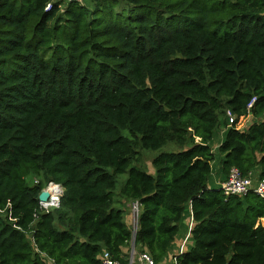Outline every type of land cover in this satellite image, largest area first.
Here are the masks:
<instances>
[{"label":"trees","instance_id":"1","mask_svg":"<svg viewBox=\"0 0 264 264\" xmlns=\"http://www.w3.org/2000/svg\"><path fill=\"white\" fill-rule=\"evenodd\" d=\"M216 160L264 177V0H0V264L126 262L132 240L158 264L186 210L177 264H264V198L225 196Z\"/></svg>","mask_w":264,"mask_h":264},{"label":"built area","instance_id":"2","mask_svg":"<svg viewBox=\"0 0 264 264\" xmlns=\"http://www.w3.org/2000/svg\"><path fill=\"white\" fill-rule=\"evenodd\" d=\"M254 97L248 103V107L254 101ZM226 116L228 119V125L234 126L236 129L242 128L245 125V121L248 119L249 115H240L237 117L230 110H226ZM244 120V121H243ZM36 181V180H35ZM217 186L222 190L225 196L230 195H244L248 191L252 190L260 197L264 198V177L255 176L252 171H249L246 175L242 174L236 167H231L225 179L219 180ZM53 187L54 190L50 188ZM47 189L49 191V196L46 200H38L39 210L48 212L52 208H56L60 204V196L63 192V187L60 183H55L50 181L41 190ZM9 206V203H7ZM130 207V222L132 233L134 234L138 223V213H139V203L137 200H131L129 202ZM192 216L190 215L189 228L191 226ZM134 237V235H133ZM132 237V239H133ZM183 244V243H182ZM180 245V252L183 250V245ZM102 264H155L152 256L146 251H137L133 246V240L131 241L126 262H121L113 259L109 256L108 252L103 251L101 254ZM176 257H172L171 262L177 264L175 261Z\"/></svg>","mask_w":264,"mask_h":264},{"label":"rangeland","instance_id":"3","mask_svg":"<svg viewBox=\"0 0 264 264\" xmlns=\"http://www.w3.org/2000/svg\"><path fill=\"white\" fill-rule=\"evenodd\" d=\"M244 121V120H243ZM245 124L248 123V119L244 122ZM173 146L170 145V144H167V145H164L163 147L157 149V150H151V149H144L142 150V160H141V164L144 165L145 167V170H154L153 169V166L151 164V159L154 155L158 154L159 152L161 151H166V150H169V148L171 149ZM217 166V160L215 163H213V167L216 168ZM126 177V174H120L118 175L117 177V186H116V192H115V199H117L118 201L114 203V206L115 207H119V208H122L123 211H124V219H125V222L126 224L128 223V220H129V214H130V208L128 206V203L129 201H125L124 199L120 198L119 195H118V189L120 187V185L122 184V182L124 181ZM38 178L37 177H34V182H38L37 180ZM36 180V181H35ZM47 185V184H46ZM186 216L183 220V223L181 224L180 228H179V232H178V235L176 236V238L179 236L181 237L182 236V239L183 240H186L187 236H186V229L189 228V223H190V219H189V222H188V217L190 216V212L188 210H186ZM186 245V244H185ZM129 249V246L126 247V251ZM163 263V262H162ZM161 263V264H162Z\"/></svg>","mask_w":264,"mask_h":264},{"label":"crops","instance_id":"4","mask_svg":"<svg viewBox=\"0 0 264 264\" xmlns=\"http://www.w3.org/2000/svg\"><path fill=\"white\" fill-rule=\"evenodd\" d=\"M219 130L216 132V135L215 137L213 138V141H212V148L213 150L216 148V146L218 145V143L223 139V136H224V127L220 126L218 128ZM215 163V162H214ZM213 167V165H212ZM256 170V168H255ZM255 170L252 171V173L255 175ZM149 172H153V170H148ZM220 173H219V170H218V167L216 166V168L213 167V175H212V179L210 180V182L212 184H215L217 185L218 181L220 180ZM128 206H129V203H128ZM189 219H190V216L188 217V222H189ZM128 222H130V218L128 220ZM192 223V221H191ZM128 225V223H127ZM263 225H264V220H263ZM189 235V228L186 229V236ZM185 243V244H182ZM189 240L188 238H186V240H183L182 239V236L179 238H175V240H173L172 244H171V247L169 249V252L167 253V255L165 256V258L158 264H166V262H169L171 260L172 257H175V255L179 254L180 252V245L182 244L183 245V250L186 249L189 245ZM126 248H123V251L125 250ZM126 251V250H125Z\"/></svg>","mask_w":264,"mask_h":264},{"label":"water","instance_id":"5","mask_svg":"<svg viewBox=\"0 0 264 264\" xmlns=\"http://www.w3.org/2000/svg\"><path fill=\"white\" fill-rule=\"evenodd\" d=\"M49 196V191L47 189H43L39 192L38 194V200L44 201L48 198Z\"/></svg>","mask_w":264,"mask_h":264},{"label":"clouds","instance_id":"6","mask_svg":"<svg viewBox=\"0 0 264 264\" xmlns=\"http://www.w3.org/2000/svg\"><path fill=\"white\" fill-rule=\"evenodd\" d=\"M129 202H130V201H129ZM129 208H130V207H129ZM189 212H190V210H189ZM190 215H191V212H190ZM189 229H190V228H189ZM187 237H188V235H187ZM182 243H183V242H182ZM183 244H185V243H183ZM182 251H183V250H182ZM179 253H180V252H179ZM175 257H176V256H175ZM171 260H172V258H171ZM171 260H170V261H171Z\"/></svg>","mask_w":264,"mask_h":264},{"label":"bare ground","instance_id":"7","mask_svg":"<svg viewBox=\"0 0 264 264\" xmlns=\"http://www.w3.org/2000/svg\"><path fill=\"white\" fill-rule=\"evenodd\" d=\"M50 189H51V190H54V188H53V187H51Z\"/></svg>","mask_w":264,"mask_h":264}]
</instances>
